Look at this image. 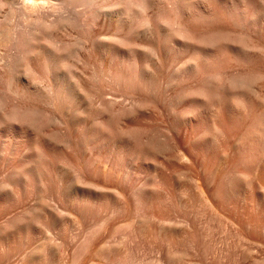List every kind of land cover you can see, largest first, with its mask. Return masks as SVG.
I'll return each instance as SVG.
<instances>
[{
  "label": "bare ground",
  "instance_id": "6f19581e",
  "mask_svg": "<svg viewBox=\"0 0 264 264\" xmlns=\"http://www.w3.org/2000/svg\"><path fill=\"white\" fill-rule=\"evenodd\" d=\"M71 1L84 7L78 16L19 32L17 80L27 84L12 105L0 93L3 258L17 254L16 229L30 235L35 220L56 224L64 210L107 227L130 199L148 209L149 220L172 211L197 214L200 200L205 211L247 213L239 221L250 244L245 258L264 264L254 255L262 246L255 235L264 233V0ZM16 3L0 0L3 39L17 34L14 17L26 21L43 8L39 0ZM101 19L114 33L97 41ZM77 25L83 36L69 44L59 30ZM44 76L52 79L45 95L32 87ZM152 111L166 118L169 136L158 134ZM140 115L150 122L137 121ZM50 144L79 160L60 159ZM135 173L142 181L127 191L119 181L112 186ZM183 173L197 184L199 199L175 197Z\"/></svg>",
  "mask_w": 264,
  "mask_h": 264
},
{
  "label": "rangeland",
  "instance_id": "374dc122",
  "mask_svg": "<svg viewBox=\"0 0 264 264\" xmlns=\"http://www.w3.org/2000/svg\"><path fill=\"white\" fill-rule=\"evenodd\" d=\"M40 1L43 2L44 9L42 8L38 15L35 14L33 18H29L30 20L25 21L19 16L14 17L13 22L16 23L17 34L12 36L14 37L13 40L3 39L0 36V93L7 97L6 101L9 105L17 102L19 96L16 95V91L21 90L23 84L24 86L27 84L17 80L23 69L21 62L17 60L16 37L19 32L24 28L27 30L29 28L30 32L42 28L44 24L59 16H78V11L81 12L82 8L84 9L79 2H72L71 0ZM16 2V6L22 5V0H16ZM84 18L88 20L87 17ZM95 30L99 34L97 41L107 37V34L109 36L114 33L113 28L109 27L104 19L100 20ZM59 34L69 44H73L83 36L82 28L78 25L64 27L59 30ZM91 70V67L86 69L89 73ZM51 82L52 79L49 76H44L32 83V87L45 95L48 93L46 86ZM69 115L68 113L67 116ZM76 116V114L75 116L71 114L69 119L71 120V117ZM151 116L152 121L156 122L155 125H158V134L162 138L169 136L166 129L168 123L162 113L152 111ZM137 121L141 123L150 122L144 115L138 116ZM179 143L186 147L185 139H179ZM50 148L60 159L63 155H69L75 160L78 159V155L73 153L71 149L56 144H50ZM1 159L2 156L0 155ZM175 161L176 166H184L183 162ZM65 166L67 165L61 161L58 169L61 172H66L68 166L67 168ZM198 171L200 170L198 169ZM0 173L1 179L3 172L0 170ZM68 174L69 169L65 173V179ZM137 175V173L128 175L126 179H121V176L119 180L112 181V186L116 187V182L119 181L120 185L118 186L127 191L126 188L131 182L142 181V175ZM180 175L176 178L177 184L174 183L172 188L175 197H196L199 199L201 194L197 184L189 180L186 174ZM130 200L129 203L131 202L132 205L127 208L130 210L114 212L107 227L97 224V221H86L75 211H71V213H76L77 216L68 212L65 213L69 210H64L63 213L58 214L60 221L58 220L57 225L52 224L48 219L35 220L36 222L30 224L32 228L30 235H27L25 229L18 228L13 234L15 235V252L18 255L16 254L11 261L6 260L3 258V254L7 252L6 245L0 244V264H252V259L245 258L249 254L246 252L250 244L248 240L243 239L246 230L241 225L243 220L250 218V216L242 209L224 208L216 211H205L202 208L204 205L199 200L198 204L201 207H198V216L191 209H188L185 214L180 215L174 211L165 216H159L160 214L157 213L158 217L149 220L146 213L148 209L135 205L134 199ZM226 216H232L230 218L232 222H229V217L227 219ZM99 217L98 215L97 219ZM260 218L264 220V215ZM143 220H148V225L146 224L145 227L140 226V222ZM234 221L235 224H233ZM263 239L264 233L255 235V240L261 241L262 246L256 248L260 250V254L255 252L254 255L263 256L262 258H264ZM262 251L263 253H261Z\"/></svg>",
  "mask_w": 264,
  "mask_h": 264
}]
</instances>
